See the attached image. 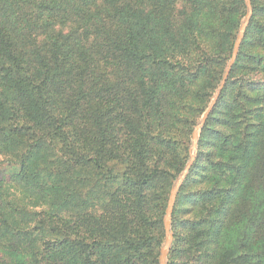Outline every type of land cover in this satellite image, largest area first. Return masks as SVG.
Here are the masks:
<instances>
[{
	"label": "trees",
	"instance_id": "obj_1",
	"mask_svg": "<svg viewBox=\"0 0 264 264\" xmlns=\"http://www.w3.org/2000/svg\"><path fill=\"white\" fill-rule=\"evenodd\" d=\"M186 1L176 25L177 0H0V264H158L170 185L244 14L243 0ZM251 3L167 264H264V0Z\"/></svg>",
	"mask_w": 264,
	"mask_h": 264
},
{
	"label": "water",
	"instance_id": "obj_2",
	"mask_svg": "<svg viewBox=\"0 0 264 264\" xmlns=\"http://www.w3.org/2000/svg\"><path fill=\"white\" fill-rule=\"evenodd\" d=\"M245 5H246V15H245L244 21L242 22V24L239 28L236 40H235L234 45H233V49L231 52L230 59H229L227 65H226V68L222 74L221 81L219 83V86H218L216 92L214 93L212 100L210 101L206 110L204 111L201 118L199 119V121L197 122V124L194 126V128L192 130V143H191L190 150H189V158H188L187 162L185 163V165H184L182 171L180 172L179 176L174 181L173 186L169 192L167 204H166V209H165V214H164V219H163L164 243L160 249V253H159V257H158V264H166L167 254H168V251H169V248H170V245L172 242V238H173V233H172V229H171L173 209H174V205H175V201H176L178 191H179L181 185L183 184L184 180L186 179V177L190 171V168L192 167V165L196 159L198 140H199V131L203 127V125L205 124V121L207 120L212 108L214 107V105L217 102L218 96L220 94L221 89L223 88V86L225 84V81H226L227 76L229 74L230 68L236 59V56H237V53H238V50H239V47L241 44V40L244 36V32L246 30L249 19L251 17V14H252L251 1L245 0Z\"/></svg>",
	"mask_w": 264,
	"mask_h": 264
},
{
	"label": "rangeland",
	"instance_id": "obj_3",
	"mask_svg": "<svg viewBox=\"0 0 264 264\" xmlns=\"http://www.w3.org/2000/svg\"><path fill=\"white\" fill-rule=\"evenodd\" d=\"M250 1H251V0H250ZM243 2H244V14L239 18V20H238V22H237L236 31H235V36H234V40H233V45H234V42H235V40H236V37H237L238 31H239V28H240L242 22L244 21V18H245V15H246V5H245V0H243ZM251 6H252V3H251ZM182 10H184L187 14L185 15V12H184V13H181ZM190 12H191V7H190V5L187 3L186 0H177V2H176V3L174 4V6H173L172 11H170V14H171V18L174 20L175 24H176V25H179L180 23L185 22V21L191 16ZM252 13H253V7H252ZM251 16H252V14H251ZM250 18H251V17H250ZM249 21H250V19H249ZM248 25H249V22H248ZM248 25H247V27H246V30H247V28H248ZM246 30H245V32H244V36H245ZM244 36H243V38H244ZM243 38H242V40H241V43H242V41H243ZM233 45H232V49H233ZM240 47H241V44H240ZM240 47H239V50H240ZM232 49H231V52H232ZM239 50H238V52H239ZM245 50H247L246 47L244 48V51H245ZM231 52H230V56H231ZM237 55H238V53H237ZM236 58H237V56H236ZM229 59H230V57H229ZM229 59L227 60L225 66H224L223 72H224V70H225V68H226V65H227ZM235 61H236V59H235ZM235 61H234V63H235ZM234 63H233V64H234ZM233 64H232V66H233ZM232 66H231V68H232ZM231 68H230V71H231ZM230 71H229V74H230ZM223 72H222V74H223ZM237 73H238V72H237ZM222 74H221V78H222ZM229 74H228V76H229ZM228 76H227V79H228ZM221 78H220L218 84L216 85V87H215V89H214V92H213V94H212V97L210 98L208 104H209L210 101L212 100V98H213V96H214V93L216 92V90H217V88H218V86H219V83H220V81H221ZM227 79H226V81H227ZM226 81H225V84H226ZM225 84H224V86H225ZM262 84H263V83H262ZM224 86H223V88H224ZM261 86H262V85H261ZM223 88L221 89V91L223 90ZM221 91H220V93H221ZM219 96H220V94H219ZM219 96H218V99H219ZM218 99H217V102H218ZM217 102H216V104H217ZM208 104H207V106H208ZM216 104L214 105V107L216 106ZM214 107L212 108V110L214 109ZM206 108H207V107H206ZM205 110H206V109H205ZM205 110H204V111H205ZM212 110H211V112H212ZM211 112H210V114H211ZM203 113H204V112H203ZM203 113H202V114H203ZM210 114H209V115H210ZM201 116H202V115H201ZM201 116L198 118V120L196 121V123L194 124V126L197 124V122L199 121V119L201 118ZM208 117H209V116H208ZM205 122H206V121H205ZM204 125H205V124H204ZM204 125H203V127H204ZM194 126L191 128L190 135H189V138H190V139H189V143L186 145V146H187V149H186L187 159H186L185 163L187 162V160H188V158H189V150H190V146H191V143H192V130H193ZM203 127H202V128L200 129V131H199V139H200V134H201V132H202ZM199 143H200V142H199V140H198L197 153H198V150L200 149V144H199ZM201 149H202V147H201ZM196 157H197V155H196ZM185 163H184V165H185ZM184 165L182 166L181 170L176 174L175 178L173 179V181H172V183H171V185H170L169 191H168V195H169V192H170V190H171V188H172V186H173L174 181H175L176 178L179 176V174H180V172L182 171ZM181 186H182V185H181ZM180 188H181V187H180ZM179 190H180V189H179ZM178 192H179V191H178ZM167 199H168V198H167ZM175 203H176V201H175ZM166 204H167V202H166ZM165 209H166V207H165ZM164 214H165V210H164ZM163 219H164V215H163V217H162V228H163V224H164V223H163ZM163 231H164V229H163ZM172 233H173V232H172ZM163 243H164V238L162 239V242L160 243L159 252H158V257H159L160 249H161ZM171 243H172V242H171ZM170 247H171V245H170ZM169 251H170V248H169ZM169 251H168V254H167L166 264H167V262H168ZM219 256H220V255L217 253V257H219ZM202 260H203V259H202ZM202 260H201V262H202ZM203 261H204V260H203Z\"/></svg>",
	"mask_w": 264,
	"mask_h": 264
}]
</instances>
